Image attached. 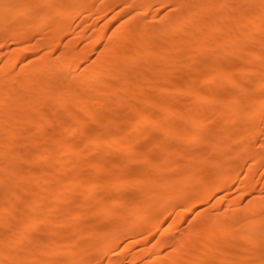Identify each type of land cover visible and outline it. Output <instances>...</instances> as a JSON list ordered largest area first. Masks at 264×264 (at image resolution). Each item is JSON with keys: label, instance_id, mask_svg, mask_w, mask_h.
Returning a JSON list of instances; mask_svg holds the SVG:
<instances>
[{"label": "bare ground", "instance_id": "bare-ground-1", "mask_svg": "<svg viewBox=\"0 0 264 264\" xmlns=\"http://www.w3.org/2000/svg\"><path fill=\"white\" fill-rule=\"evenodd\" d=\"M263 39L264 0H0V264H247L264 196L219 195L264 169ZM205 58L203 89L172 78ZM252 73L233 151L208 92Z\"/></svg>", "mask_w": 264, "mask_h": 264}, {"label": "rangeland", "instance_id": "rangeland-1", "mask_svg": "<svg viewBox=\"0 0 264 264\" xmlns=\"http://www.w3.org/2000/svg\"><path fill=\"white\" fill-rule=\"evenodd\" d=\"M263 44H264V39H263ZM232 49L234 50V45L232 47ZM252 49V48H251ZM250 53V52H249ZM249 53L246 55H243V57L238 58L235 63H234V72H233V78L236 79L238 77V75L240 74V72L244 69H251L253 70V72H255L256 70H258L259 72V65L257 66V64H249L247 62V58L249 56ZM208 58L203 59L202 64L199 66V70L197 71H190V72H176L174 73V75L172 76V78L176 79L177 77L183 79V82L186 81L188 78L194 77L197 79V81L200 84H195L193 86L194 89L197 90H201L203 89V84H201V80L208 75L209 73V69L206 67ZM220 66L221 68H229V63L226 61V59H221L220 60ZM259 76L256 73H252L251 75L248 76V78L246 79V81H244L242 83V87L240 88H233L230 87L228 84H222V82L217 81L215 83H213L211 85V88L208 92V95L215 98L218 102V105L216 107V109L214 110V120L212 122L213 128H214V133L218 132L220 128L222 127H226L229 131V138H232L233 141H231V146H232V150L233 151H238L241 148L244 147L245 142H239L236 141L235 138L237 137V127L240 126H247V127H251V123L250 122H245V120L243 122L239 121V117L237 118H232L230 120H226L225 118H221L218 117L219 113H228L229 112V104H227V102L229 101H233L235 99H237L240 103L241 106V110L242 113L244 114L245 112L249 111V104H248V97L249 96H254L259 92H256L254 90V85L257 82ZM185 85V83L182 84V87ZM170 88H173L172 86ZM245 93H247V97H245ZM192 97L189 98V101H192ZM202 113L205 114L208 112L207 108H202L201 109ZM121 118H126L125 114H121L120 115ZM261 128L262 131L260 133V135L258 136V143L260 141V139L264 136V120L261 123ZM192 128V127H191ZM194 130H192L191 132H193ZM94 131H90L89 133H92ZM210 135L207 134L205 136V139H209ZM68 138V137H67ZM70 139V138H69ZM258 143L256 144V146H258ZM198 148H195L194 151H196ZM206 150H209V148H207ZM243 158L249 159L250 158V154H244ZM138 165H135V167H137ZM255 170L254 168L249 170L250 174H255ZM237 173V171L235 170H230L228 173V177L226 179V185L229 184L230 188L229 190L226 191H222L221 194L219 196H223V208L226 206L228 198L233 197L235 194L236 195H242L243 194V198H241L239 200V206L242 208H245L246 210L252 208V204H251V200L253 199V197L255 195H259L262 194L264 196V169L260 166L257 169L256 172V180L257 181V187L256 189L251 192V193H246V192H241L238 190V187L240 185V181L239 180H234V182L231 185V181L233 176H235V174ZM261 175V176H259ZM212 182V181H210ZM228 195V196H227ZM104 198L108 201H113L115 200L116 196L115 194H106L104 196ZM187 198H191V196H187ZM216 199L217 197H214V195H212V197L210 198V204L209 205H214L216 203ZM217 208L214 207L213 211H216ZM120 211V209L118 210ZM189 222V220L187 222H185L184 225H187ZM239 244H242L244 246H246L247 248L250 246V243L248 242H241V241H236ZM263 262L264 261V248L262 249H258L256 251V253L254 255H251L249 257L248 263L247 264H259V262Z\"/></svg>", "mask_w": 264, "mask_h": 264}]
</instances>
